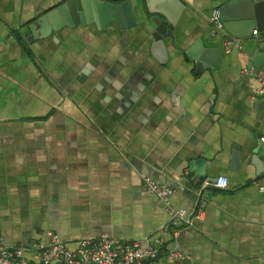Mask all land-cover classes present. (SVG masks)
<instances>
[{"label":"crops","instance_id":"obj_1","mask_svg":"<svg viewBox=\"0 0 264 264\" xmlns=\"http://www.w3.org/2000/svg\"><path fill=\"white\" fill-rule=\"evenodd\" d=\"M68 1L0 0V241L56 235L76 250L109 235L158 245L151 264H264V97L252 94L264 35L210 20L264 0H134L133 26L79 23L29 42ZM200 41L211 55L198 69ZM145 177L203 219L163 234L168 213Z\"/></svg>","mask_w":264,"mask_h":264},{"label":"built area","instance_id":"obj_2","mask_svg":"<svg viewBox=\"0 0 264 264\" xmlns=\"http://www.w3.org/2000/svg\"><path fill=\"white\" fill-rule=\"evenodd\" d=\"M210 20L217 30L224 29L220 8L213 10ZM254 34L257 35V31H254ZM244 72L249 73L248 69H244ZM254 78L259 86L252 90L253 96L264 97V73H257ZM261 140L264 143V139ZM144 184L149 193L158 197L168 213L169 220L162 229L163 234L192 227L195 221L203 219L201 212L189 214L186 210L175 209L170 201L174 193L171 189L158 185L149 177L144 178ZM228 185V178L220 176L216 179L214 187L224 190ZM258 190L264 193V186H260ZM160 253L159 246L149 241L121 245L109 235L83 239L79 241L76 250H70L56 235L48 246L35 243L29 247L8 248L0 241V264H51L54 261H62L65 264H151L159 258ZM168 258L185 259L184 255L176 252L168 253Z\"/></svg>","mask_w":264,"mask_h":264},{"label":"water","instance_id":"obj_3","mask_svg":"<svg viewBox=\"0 0 264 264\" xmlns=\"http://www.w3.org/2000/svg\"><path fill=\"white\" fill-rule=\"evenodd\" d=\"M134 0H71L46 16L37 20L30 26L31 36L28 41L32 42L34 38L48 37L54 31L61 30L65 27H73L79 23L83 25L94 23L99 29L106 30L110 25L116 24L120 29L128 28L135 25V11L133 8ZM235 4L228 5L223 9L224 27L229 29L236 22H248L247 26L251 29L258 28L264 35V1L255 3L248 8L242 17L234 18L232 9ZM203 47V43L197 42L192 51L201 52L196 59L200 64H206L210 51ZM190 56V55H189ZM257 154L264 157V148L257 151ZM51 264H65L62 261H54Z\"/></svg>","mask_w":264,"mask_h":264}]
</instances>
